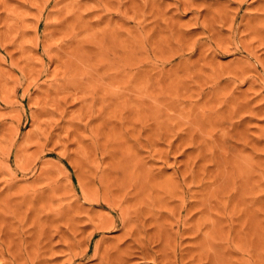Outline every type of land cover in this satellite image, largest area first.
<instances>
[{
    "label": "rangeland",
    "instance_id": "obj_1",
    "mask_svg": "<svg viewBox=\"0 0 264 264\" xmlns=\"http://www.w3.org/2000/svg\"><path fill=\"white\" fill-rule=\"evenodd\" d=\"M0 264H264V0H0Z\"/></svg>",
    "mask_w": 264,
    "mask_h": 264
}]
</instances>
